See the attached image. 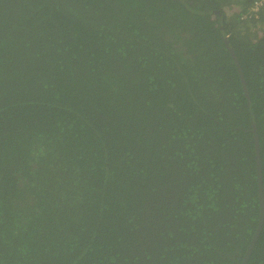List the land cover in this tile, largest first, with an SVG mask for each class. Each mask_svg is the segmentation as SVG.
<instances>
[{"label": "trees", "instance_id": "1", "mask_svg": "<svg viewBox=\"0 0 264 264\" xmlns=\"http://www.w3.org/2000/svg\"><path fill=\"white\" fill-rule=\"evenodd\" d=\"M254 137L264 0H0V264H264Z\"/></svg>", "mask_w": 264, "mask_h": 264}, {"label": "water", "instance_id": "2", "mask_svg": "<svg viewBox=\"0 0 264 264\" xmlns=\"http://www.w3.org/2000/svg\"><path fill=\"white\" fill-rule=\"evenodd\" d=\"M232 56H233V60L236 64L238 72H239V63H238L237 59L235 58V56L233 55V53H232ZM240 78H241V81L243 83V77H242L241 73H240ZM243 85H244V83H243ZM245 91H246V89H245ZM254 142H255V156H256V166H257V180L259 183V198H260V205H261L260 220H259V227H260V225L262 224V221H263L264 211H263V201H262V191H261V174H260L261 173V164H260V159H259V147H258L257 137H254ZM252 245H253V242H251L249 244L241 264L245 263L248 255H249V252L251 250Z\"/></svg>", "mask_w": 264, "mask_h": 264}, {"label": "built area", "instance_id": "3", "mask_svg": "<svg viewBox=\"0 0 264 264\" xmlns=\"http://www.w3.org/2000/svg\"><path fill=\"white\" fill-rule=\"evenodd\" d=\"M260 4H261V1L255 2L252 7V10H256Z\"/></svg>", "mask_w": 264, "mask_h": 264}]
</instances>
